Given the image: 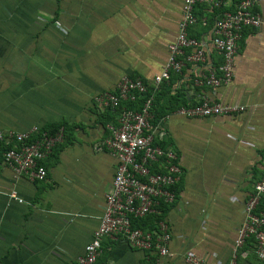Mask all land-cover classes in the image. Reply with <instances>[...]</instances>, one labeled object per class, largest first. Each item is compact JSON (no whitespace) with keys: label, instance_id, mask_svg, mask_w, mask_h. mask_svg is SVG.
Listing matches in <instances>:
<instances>
[{"label":"crops","instance_id":"crops-1","mask_svg":"<svg viewBox=\"0 0 264 264\" xmlns=\"http://www.w3.org/2000/svg\"><path fill=\"white\" fill-rule=\"evenodd\" d=\"M183 1L0 0V131L66 128L63 143L43 161L42 181L16 177L0 163V264H75L83 254L117 162L101 147L115 124L113 112L105 113L94 98L114 91L124 75L151 85L176 39ZM206 11V4L198 5L196 17ZM256 11L261 26L243 31L224 87L193 84L220 62L211 46L214 14L207 13L206 27L189 31L206 60L185 65L171 94L191 102L205 96L244 111L165 117L166 139L182 169L165 215L170 255L104 238L96 264H185L189 254L210 264L229 262L244 204L264 165V0ZM13 191L22 203L9 198Z\"/></svg>","mask_w":264,"mask_h":264},{"label":"built area","instance_id":"built-area-1","mask_svg":"<svg viewBox=\"0 0 264 264\" xmlns=\"http://www.w3.org/2000/svg\"><path fill=\"white\" fill-rule=\"evenodd\" d=\"M184 0L181 16L177 25V36L168 46L167 60L151 85L140 79L122 76L115 85L114 93L103 92L94 100L103 110L118 111L122 102H134L141 99L139 110L123 109L119 112L116 126L109 127V136L101 147L110 151L116 159L115 173L111 189L104 197V211L98 227L93 232L91 241L85 245L84 252L75 264H96L101 253V240L121 239L129 247L140 251H155L159 257L169 256L168 244L171 234L167 223H158L157 230L142 231L132 227V220L157 213L159 202L172 204L175 193L171 190L181 179L182 169L177 153L171 149H162L158 144L167 138L165 117L152 123V105L156 92L171 74L181 75L187 64H202L206 53L202 43L189 35L192 27L208 25L207 13L212 17L211 46L219 56L220 63L210 68L206 75L193 81L196 87L217 89L230 84L237 53V45L245 29H257L262 19L256 7L262 0ZM206 4L198 20L195 9ZM244 111L241 106H229L200 98L194 106L178 109L174 114L184 118H209L237 115ZM34 140L31 141V139ZM63 140L60 129L53 135L40 132L32 127L26 132L0 131V146L12 145L3 154L4 164L16 177L26 175L31 181H42L46 170L41 166L52 149ZM158 165L163 171L151 173L150 166ZM9 198L22 203L13 191ZM264 197V165L260 178L252 187L244 204V220L236 232L232 256L227 264H237V253L246 240L253 237L255 254L264 262V212H257L258 205ZM245 253L241 257H245ZM185 264H210L194 255H186ZM221 264V263H215Z\"/></svg>","mask_w":264,"mask_h":264},{"label":"trees","instance_id":"trees-1","mask_svg":"<svg viewBox=\"0 0 264 264\" xmlns=\"http://www.w3.org/2000/svg\"><path fill=\"white\" fill-rule=\"evenodd\" d=\"M232 1L237 2L238 0H232ZM203 13L204 12H202V14H200L199 17H197L198 20L202 17ZM195 16H196V12H195ZM197 25L201 26L200 24H197ZM191 37H193V36H191ZM131 78H133V77H131ZM133 79H136V78H133ZM180 79H181V76H179L177 74H171L170 79L167 82H163L162 85L160 86L159 90L156 92L154 99H153V105H152V114H153L152 123H156L157 121L166 117L167 115L173 114L174 112H176L180 108L191 107L197 103V101L196 102L189 101L186 97L181 96V94H177V93H175L174 95L171 94L172 85L175 82L179 81ZM114 92L115 91H112L111 93H114ZM165 97H167V99H168L167 101H164ZM140 105H141V99H139V98H136V100L134 102H130V101L122 102L120 107L118 108V111L117 110L111 111V112H113L112 114H113L114 121H115L114 126L117 124V117H118L119 112H121V110H123V109L139 110ZM104 112L108 113V112H110V110H105ZM38 129L40 132H46L49 135H53L56 132H58L60 129H62L63 140L60 144L56 145L52 149V151L55 148H57L58 146H60L63 143V141L65 140L66 128L63 125V123H61L59 125L44 126V127L38 128ZM34 138L35 137H33L31 139V141L34 140ZM158 145L162 149L171 148L177 153L175 148L170 147L167 139H165L163 142L159 143ZM11 147H12V145H1L0 146V163L4 164L3 154L7 149H10ZM177 155H178V153H177ZM40 164H41V166L44 167L43 161ZM149 168H150L151 173H160L163 171L162 169L158 168V165L152 164ZM176 185L171 188V190L175 193V196H176ZM172 204H165L162 201H160L159 206L156 208L157 213L147 215L143 218L133 219L132 220V227L136 228V229H141L142 231L157 230V226H158L159 222H161L163 220L166 222L165 215L167 214V212H168L169 208L172 206ZM257 212H264V197L261 199V201L258 205ZM167 225H168V223H167ZM168 227H169V225H168ZM169 231H170V229H169ZM255 249H256V244H255L254 238L251 237L248 240H246L244 246L240 250H238L237 264H264V262H260L257 259L256 254H255ZM143 252L156 253L155 251H143ZM242 253H246L247 255L245 257H241ZM252 259H254V262H252ZM227 263H225V264H227Z\"/></svg>","mask_w":264,"mask_h":264}]
</instances>
